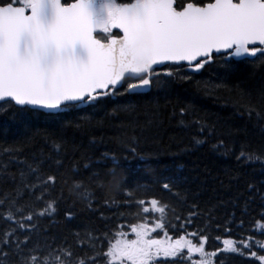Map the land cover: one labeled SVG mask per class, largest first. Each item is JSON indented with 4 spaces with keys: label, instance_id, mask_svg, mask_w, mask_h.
<instances>
[{
    "label": "snow or ice",
    "instance_id": "6c2138e0",
    "mask_svg": "<svg viewBox=\"0 0 264 264\" xmlns=\"http://www.w3.org/2000/svg\"><path fill=\"white\" fill-rule=\"evenodd\" d=\"M217 57L229 68L264 63V0H0V105L11 108L59 113L70 107L95 105L103 97L139 95L150 90L153 76L159 75L154 66L168 63L196 73ZM178 71L169 69L164 75L173 77ZM184 111L181 109L182 114ZM135 145L133 134L127 149L131 159L143 163L153 158L151 153L137 154ZM218 147H223V142ZM123 159L130 158L125 155ZM236 159L264 161V154L241 151ZM15 162L22 165L15 174L4 166V176L10 177L14 186L0 199V207L6 212L0 213V218L11 222L0 233V264H214L220 253L247 254L264 264V255L252 250L259 245L264 251V244L251 236L239 242L225 238L222 248L206 251L209 237L204 229L184 230L199 215L195 204L178 227L171 223L166 226L162 218L152 222L145 218L128 225L130 232L117 225L110 236L103 233L106 244L101 237L88 233L86 239L77 241V247L87 249L83 255L71 245L54 248L42 244L33 237L41 231L40 218L56 211V201L45 200L36 210L33 201L42 200L55 186L63 160L52 159L49 168L55 171L47 174L41 171L43 159ZM94 164L98 167L91 168L90 177L99 176V166L104 164L114 176L120 159L105 155ZM72 171L79 169L74 165ZM176 179L164 182L162 189L171 192ZM73 186L80 188L81 184L74 181ZM116 187L119 189L120 184ZM247 188L252 191L254 185ZM123 191L127 205L134 193L127 187ZM261 198L264 201V194ZM250 202L251 197L244 201L242 214ZM116 203L114 198L104 201L105 205ZM137 203L144 213L150 211L144 207V199ZM147 203L153 213L163 214L167 208L156 198ZM65 215L72 218L71 212ZM234 217L233 213L226 221L225 233L230 231L227 225ZM175 219L180 221L181 217ZM261 221L264 211L254 226ZM169 227L180 233L175 239L169 236ZM157 230L160 232L153 236ZM214 239L220 241L221 237ZM194 254L198 258L194 259ZM219 264H224L223 256Z\"/></svg>",
    "mask_w": 264,
    "mask_h": 264
},
{
    "label": "trees",
    "instance_id": "16d2710c",
    "mask_svg": "<svg viewBox=\"0 0 264 264\" xmlns=\"http://www.w3.org/2000/svg\"><path fill=\"white\" fill-rule=\"evenodd\" d=\"M176 68L179 71L173 77L164 75ZM156 73L159 75L147 94L103 97L95 105L70 107L57 114L0 105V199L14 186L10 177L4 176L5 165L8 173L15 174L22 166L15 161L43 159L41 171L47 174L55 171L49 168L52 159L63 160L55 186L42 200L33 201V210L42 207L45 200L56 201V211L40 218L41 231L34 240L54 248L71 245L83 255L87 249L77 247V241L86 239L88 233L104 240L102 234L110 236L117 225L130 232L128 225L145 218L149 222L162 218L166 226L178 227L195 204L199 215L184 230L204 229L209 237L206 251L222 248L225 238L239 242L251 236L264 244V221L253 223L264 211V161L236 159L241 151L264 154V63L229 68L217 57L200 74L175 65ZM185 75L189 78L184 79ZM133 134L137 154L151 153L152 159L143 163L131 159L127 149ZM197 140L203 143H195ZM221 142L223 147H218ZM12 148L19 151H7ZM112 154L120 159L115 175H110L104 164L99 166V176L90 177L91 168L98 167L94 162ZM125 155L130 159L124 160ZM86 163L91 167L85 168ZM74 165L78 172L72 171ZM176 177L171 192L162 189L164 182ZM74 181L81 187L74 188ZM248 184L254 185L252 191ZM125 187L134 193L127 205L123 203ZM249 197L251 202L242 214ZM113 198L116 204H104ZM152 198L167 205L163 214L151 211L147 201ZM139 199L146 201L148 213L138 205ZM68 212L71 219L65 215ZM0 213L6 215L4 208L0 207ZM233 213L235 217L227 225L230 231L225 233V223ZM10 223L0 218V233ZM167 231L173 239L180 234L171 227ZM216 236L221 240H215ZM252 250L264 255L259 245ZM221 256L224 264H259L250 255L232 253L218 254L215 264Z\"/></svg>",
    "mask_w": 264,
    "mask_h": 264
},
{
    "label": "water",
    "instance_id": "95a60500",
    "mask_svg": "<svg viewBox=\"0 0 264 264\" xmlns=\"http://www.w3.org/2000/svg\"><path fill=\"white\" fill-rule=\"evenodd\" d=\"M166 65H168V63H166V64H164V65H159V66H154V68H155V70L156 69H160V68H162V67H164V66H166ZM189 72H191L189 69H187ZM202 71V69L199 71V72H196V73H193V74H198V73H200ZM192 73V72H191ZM151 90V89H150ZM150 90H145V91H143L142 92V94H146V93H148V92H150ZM30 108V107H29ZM31 109V108H30ZM37 111H40V112H44V113H47V114H56V113H48V112H46V111H44V110H37Z\"/></svg>",
    "mask_w": 264,
    "mask_h": 264
},
{
    "label": "rangeland",
    "instance_id": "374dc122",
    "mask_svg": "<svg viewBox=\"0 0 264 264\" xmlns=\"http://www.w3.org/2000/svg\"><path fill=\"white\" fill-rule=\"evenodd\" d=\"M153 234V233H152ZM239 246V245H238ZM193 258L195 259V258H198V254H194V256H193ZM157 259H163V258H157ZM169 259H171V258H169ZM214 264H215V258H214Z\"/></svg>",
    "mask_w": 264,
    "mask_h": 264
}]
</instances>
